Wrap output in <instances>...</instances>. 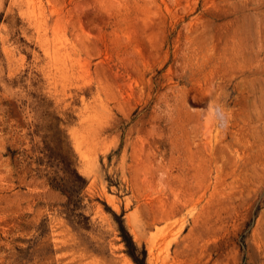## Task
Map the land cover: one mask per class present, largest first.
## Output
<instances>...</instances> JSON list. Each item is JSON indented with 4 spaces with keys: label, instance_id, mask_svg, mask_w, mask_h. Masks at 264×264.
Returning <instances> with one entry per match:
<instances>
[{
    "label": "rangeland",
    "instance_id": "rangeland-1",
    "mask_svg": "<svg viewBox=\"0 0 264 264\" xmlns=\"http://www.w3.org/2000/svg\"><path fill=\"white\" fill-rule=\"evenodd\" d=\"M264 264V0H0V264Z\"/></svg>",
    "mask_w": 264,
    "mask_h": 264
},
{
    "label": "trees",
    "instance_id": "trees-1",
    "mask_svg": "<svg viewBox=\"0 0 264 264\" xmlns=\"http://www.w3.org/2000/svg\"><path fill=\"white\" fill-rule=\"evenodd\" d=\"M121 232H122V236L124 239V242L127 246V248L129 249L128 254L131 256L133 262L135 264H145L144 263V256H145V250L142 249L140 254L142 255L141 258H139L138 256H136L134 253V251L136 250V245L135 243L132 241L130 235L127 233V231H125V229L121 226Z\"/></svg>",
    "mask_w": 264,
    "mask_h": 264
}]
</instances>
